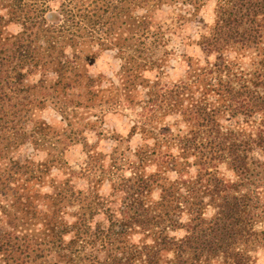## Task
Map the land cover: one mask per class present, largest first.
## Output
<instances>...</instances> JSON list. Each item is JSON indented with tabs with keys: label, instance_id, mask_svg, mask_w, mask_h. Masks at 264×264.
I'll return each mask as SVG.
<instances>
[{
	"label": "trees",
	"instance_id": "trees-1",
	"mask_svg": "<svg viewBox=\"0 0 264 264\" xmlns=\"http://www.w3.org/2000/svg\"><path fill=\"white\" fill-rule=\"evenodd\" d=\"M5 1L0 264H254L264 254V0H217L212 21L196 41L204 64L189 63L180 81L161 89L158 80L142 78L147 88L141 102L148 110L135 118L140 142L129 173L109 177L110 192L92 198L68 177L58 182L48 176L54 189L39 190L57 156L46 149L56 148L58 138L36 112L42 99H54L72 128L77 105L85 106L82 94L99 85L85 69L73 75L72 62L79 59L74 41L86 33L89 43L124 53L106 12L121 16L118 8L126 0H61L55 9L47 0ZM167 1L135 2L149 10ZM191 1L180 0L193 16L198 5ZM9 21L19 30L3 37ZM243 56L250 59L247 67L239 61ZM35 70L39 76L30 80ZM172 114L178 118L165 119ZM28 144L41 146L44 157L27 154L22 148ZM220 165L232 172L231 179L220 174ZM190 167L194 173L181 178ZM40 198L48 199L46 209L34 204Z\"/></svg>",
	"mask_w": 264,
	"mask_h": 264
},
{
	"label": "rangeland",
	"instance_id": "rangeland-1",
	"mask_svg": "<svg viewBox=\"0 0 264 264\" xmlns=\"http://www.w3.org/2000/svg\"><path fill=\"white\" fill-rule=\"evenodd\" d=\"M135 1L137 0H126L123 7L119 6L121 16L112 13L111 9L106 12L109 17L113 16L112 28L117 30L124 53L119 54L113 46L105 48L95 41L89 43L86 33L83 35L85 37L79 36L74 41L79 42L75 47L78 52L74 51L78 53L79 59L72 62L73 75L79 73L76 71L85 69L89 75L97 77L99 85L94 92L82 94L80 100L85 106L77 105L78 118L72 119V128L59 113L58 103L54 99H42L43 103H38L40 107L36 115L45 120L58 138L56 148L46 149L49 156H57L42 185L38 187L41 192L54 189L53 181L48 178L50 176L58 182L68 177L69 183L88 194V198H92L94 193L102 196L108 194L109 177L129 173V162L134 159L132 152L140 142L139 134L135 133V118L148 110V104L141 102L147 88L143 87L142 78L147 79L149 84L158 80L156 89H161L171 81H180L186 74L189 63L198 66L204 64V53L196 41L212 21L217 0L191 1L198 5L193 16L185 12L187 5L180 0H169L149 10L138 6ZM60 2L61 0H47L52 9L57 8ZM109 2L113 1L104 0V3ZM7 4L5 0H0V14L8 9ZM144 13H148L147 23L144 26L138 25L137 21ZM18 30L19 24L9 21L2 29V36H11ZM143 32L147 33L144 38ZM141 39L145 40L144 47ZM61 44L67 52L72 51L67 43ZM158 56H162L161 62H151ZM239 61L244 67L251 63L246 56L240 57ZM38 76L39 71L35 70L29 79L34 80ZM69 78L74 80L73 76ZM37 93L38 96L42 95L41 91ZM177 118L174 114L165 117L170 122ZM22 149L35 159L44 157L41 146L33 148L28 144ZM111 157H114L112 168ZM194 171L195 168L190 167L180 177L185 179ZM219 172L225 179L233 176L224 165L219 166ZM168 175L176 177L173 171ZM47 203L49 201L45 198L34 201L39 209H46ZM69 209L72 208L63 210ZM65 217L70 219L67 214ZM254 264H264L263 253L258 255Z\"/></svg>",
	"mask_w": 264,
	"mask_h": 264
}]
</instances>
